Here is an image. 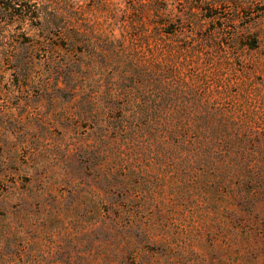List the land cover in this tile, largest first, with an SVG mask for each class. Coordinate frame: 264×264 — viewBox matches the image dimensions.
<instances>
[{
  "label": "rangeland",
  "instance_id": "374dc122",
  "mask_svg": "<svg viewBox=\"0 0 264 264\" xmlns=\"http://www.w3.org/2000/svg\"><path fill=\"white\" fill-rule=\"evenodd\" d=\"M169 2L176 13L194 5L204 23L186 37L224 36L220 53L239 75L211 102L259 133L228 137L263 141V111L254 117L249 100L257 90L237 83L264 79V47L244 46L264 25V0ZM137 9V0H0V264H264V180L238 182L179 139L140 149L123 132L141 89L106 53ZM186 62H173L183 65L169 89L194 85ZM186 97L177 104L190 106ZM258 144L242 152L263 158L249 175L264 179Z\"/></svg>",
  "mask_w": 264,
  "mask_h": 264
},
{
  "label": "trees",
  "instance_id": "16d2710c",
  "mask_svg": "<svg viewBox=\"0 0 264 264\" xmlns=\"http://www.w3.org/2000/svg\"><path fill=\"white\" fill-rule=\"evenodd\" d=\"M137 1L138 9L134 19L124 27V39L111 43L106 53L109 60L119 59L126 73L133 78L135 89H141L138 91L137 109L131 116L134 121L130 124L125 121L127 124L122 125L123 132H133V139L139 141L140 149L146 148L149 139H179L186 147L194 145V149L188 151L196 150L203 163L215 159V168L220 170L218 172L224 167L231 168L232 175L238 182L257 183L264 180L249 175L262 165L263 158H249L247 153L242 152L255 141L259 143V147H263L264 139L260 141L255 137L232 141L227 135L228 131L243 132L244 135L259 133L248 122L243 126L237 125L233 110L222 105L214 106L211 102L213 96L232 89L233 84L235 85L233 80H238L234 76L239 75L232 69L231 57L220 53L224 36L217 32V35L212 33L205 39H198L194 34L186 37L183 32L186 26L191 32L198 33L204 25L192 4L187 10L176 13L169 8L170 0ZM183 1L188 3L190 0ZM128 39L131 41L126 46L125 40ZM244 46L250 52H260L263 49L264 25H256ZM180 59L188 61L186 68L195 83L191 86L184 80L183 89L174 91L169 89V78L170 73L175 75H171L173 77L180 74L183 64L181 63V68H175L173 63ZM246 75L249 76V73H244V77ZM175 82L180 85L178 80ZM237 86L238 89L257 90L253 91L255 94L249 99L250 106L254 117L263 111L257 124L264 128V79L256 84L245 78ZM184 94L190 97V106L177 104L179 97L182 99ZM226 146L228 150L232 148L230 154L219 155L217 151ZM211 151L219 157L209 156Z\"/></svg>",
  "mask_w": 264,
  "mask_h": 264
}]
</instances>
